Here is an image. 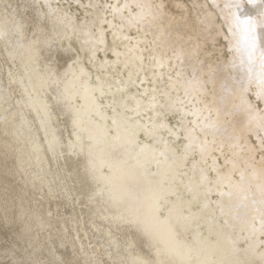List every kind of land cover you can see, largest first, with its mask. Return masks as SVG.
I'll return each mask as SVG.
<instances>
[{"label":"bare ground","instance_id":"1","mask_svg":"<svg viewBox=\"0 0 264 264\" xmlns=\"http://www.w3.org/2000/svg\"><path fill=\"white\" fill-rule=\"evenodd\" d=\"M101 1L0 0L1 254L264 264V0H193L192 36L156 27L175 58L107 33ZM155 3L116 11L129 36ZM219 35L229 61L199 51Z\"/></svg>","mask_w":264,"mask_h":264},{"label":"rangeland","instance_id":"2","mask_svg":"<svg viewBox=\"0 0 264 264\" xmlns=\"http://www.w3.org/2000/svg\"><path fill=\"white\" fill-rule=\"evenodd\" d=\"M59 1H60V3H62V2L65 3L68 0H59ZM126 1H128V0H118V1L115 0L114 2H113V0H102L101 1V5H102V9L104 10V12H108V9L110 7L111 11L114 9V12L116 14V11H118L119 9H123L121 6H124V3ZM202 1H204V0H202ZM154 2H156L155 5L157 6L158 10H156L154 8L153 9H154V11H155V13L157 15H159V12L162 13V15H161L162 19L160 21H158V22L155 21L154 23H152L154 25H152L151 23H147L145 20H142V22L139 24L140 25L139 28L137 29L138 33H136V34L133 33L134 35L131 33L132 35L129 36V32L128 31L130 29H126L127 26H126L125 22H123L121 20V18L119 17L120 13L116 14L117 16L115 15V18H110L108 16V14H105L104 12L101 11L100 12L101 13L100 16L99 15L98 16L100 17V21L103 20L102 24L104 26H107L105 31L107 33L111 34L112 36H114V37H122V36L129 37V40L134 38V39H136V43L142 48L143 52L144 53L148 52L149 54L152 52V47H157L158 48V46L159 47L160 46H165L166 47L165 55L167 56V58L168 57L175 58L174 57V53L175 52L174 51H170V47L172 45H174V44H176V46H177V44H179V43L176 42L172 38H168V37L165 38L163 35H162V37H159V41L156 42L157 41L156 40L157 39V35L159 33L158 30L156 29V27H158V26L161 27L162 25H164L165 26L164 28L175 29L182 22L181 24L184 26V28H181L182 32H185L186 35L190 34L192 36V34H193V26H195L194 22L197 19L196 18V14L197 13L195 11L197 10V12H198L199 11V7H197V5H196V8L194 7L193 0H154ZM211 3H213V2H210L209 5H212ZM147 4H149V2ZM112 5H113V7H112ZM114 5H116V6H114ZM71 6L72 5L70 4V7ZM161 7H162L163 11L161 10ZM65 8L67 9L68 5H66ZM71 8L74 9L73 6ZM136 9L137 8L132 7V13H135L137 11ZM212 9L214 10L215 8H212ZM215 11H216V13L218 15L219 10L217 9ZM151 12H152V15H153L154 13H153L152 10H151ZM64 13H66V10H64ZM127 14H128V12H126V13L124 12V16L127 15ZM166 15H168L170 17V22H162L163 17H165ZM72 17L75 19L76 18V14L75 13L72 14ZM148 18H154V17L149 16ZM85 19H86V22H89V24H91L92 21H93L92 16H89V15L86 16ZM175 19H177V20H175ZM218 20L220 22L222 21L220 15H218ZM70 21H71V19H70ZM174 21H176L178 24L176 25ZM109 26L112 27V31H109L110 30ZM222 27H223L224 32L227 33L228 32L227 28L224 27V25H222ZM194 28L196 29V27H194ZM167 29H165V31L163 30V33L168 31ZM253 30H254V28H253ZM131 31H133V30H130V32ZM219 37H220L219 40H217L218 43L214 42L212 45H209L206 48L207 50L206 49L205 50L202 49V51L201 50H199V51L201 52V54H205L207 52L211 53L213 51H217V52H215V56H214L215 58L218 59L217 61H220V62L221 61L225 62L226 60L229 61V57L232 54V48L231 49L229 48V42L226 41V39L223 36L221 37L219 35ZM153 42H154V44H153ZM185 43H188V42H185ZM169 44H170V46H169ZM188 45L189 44H187V46ZM213 45H214V48H213ZM210 46H212L213 49ZM221 52H223V53H221ZM179 58L181 60V56ZM221 58H223V59H221ZM171 62L173 63V61H171ZM188 68L187 67H182V68H180V70L181 71H186V72L188 71V75L192 77V75H193L192 73L193 72L191 70H189ZM161 69H164V68H161ZM199 73H201V71ZM202 78H204V76H202ZM198 81H200V80H198ZM202 83L204 85L202 87V89L203 90L204 89L208 90L207 89V84L206 83L204 84V82H202ZM249 95H250V97L252 99H254V96H252L251 94H249ZM194 103H195V100H194ZM257 103H258L259 107H260V105L262 107V104L259 105V102H257ZM198 105L199 104L196 103V106H198ZM192 107L194 108V104L192 105ZM252 139L254 140V138H252ZM218 160L221 161V157H218ZM3 243H5V241H3ZM14 249L17 250L16 251L17 253H19L18 248H14ZM5 256L7 258L6 260H8V261L12 259L11 260V264H22L23 261H24V258L15 257V259H13L12 257H14L15 254H12L11 252H9V253L3 252V254H1V252H0V257H5ZM33 260L35 262L33 264H48V262H46L45 260H43L42 262H36L35 259H33ZM0 261H1V263H4L1 258H0ZM27 261H30V260H27Z\"/></svg>","mask_w":264,"mask_h":264},{"label":"water","instance_id":"3","mask_svg":"<svg viewBox=\"0 0 264 264\" xmlns=\"http://www.w3.org/2000/svg\"><path fill=\"white\" fill-rule=\"evenodd\" d=\"M120 123H121V122H118L117 125H116V127L120 130V132H123V131H122L123 127L121 126Z\"/></svg>","mask_w":264,"mask_h":264}]
</instances>
